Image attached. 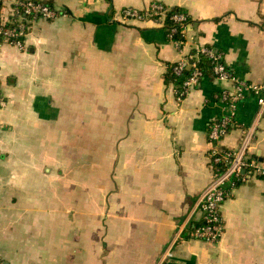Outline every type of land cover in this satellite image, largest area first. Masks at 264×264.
<instances>
[{
    "label": "crops",
    "instance_id": "obj_1",
    "mask_svg": "<svg viewBox=\"0 0 264 264\" xmlns=\"http://www.w3.org/2000/svg\"><path fill=\"white\" fill-rule=\"evenodd\" d=\"M37 1L59 17L31 24L24 49L0 45L3 264H264L258 175L223 204L219 243L192 239L212 152L249 137L264 167V0ZM153 3L189 16L181 48L162 23L123 21ZM202 47L260 88L233 113L222 100L233 82L206 74L182 101L166 83L168 66Z\"/></svg>",
    "mask_w": 264,
    "mask_h": 264
},
{
    "label": "built area",
    "instance_id": "obj_2",
    "mask_svg": "<svg viewBox=\"0 0 264 264\" xmlns=\"http://www.w3.org/2000/svg\"><path fill=\"white\" fill-rule=\"evenodd\" d=\"M6 10L8 11L7 15L3 14ZM171 11V8L163 4L153 3L143 11L126 9L122 13V18L124 22L155 21L162 23L165 27ZM59 15L55 9L37 0H0V45L9 44L24 49V39L31 24L39 20L52 21L57 19ZM170 20L175 25L171 27L168 37L177 45V48H181L183 42L175 39V36L179 33L180 27L182 28L180 34L184 38L189 25V16L185 13H176L170 16ZM197 50L214 61L213 75L219 81H230L236 85L234 93L224 91L222 94V100L228 105L232 113L246 90L251 89L256 93L259 92L260 88L238 80L223 63L222 56L214 50L205 47ZM186 68H190L188 62L178 63L175 73L179 75ZM193 69V75L185 82L183 91L178 95L179 101L184 100L188 91L200 82L201 72L196 65H193ZM3 103L4 96L0 87V106ZM259 104L263 108L264 99H260ZM231 122L232 119L227 117L214 123L211 126L210 139L213 142L220 141L226 135ZM249 144L250 138L247 137L242 148L238 151L221 153L215 149L212 152L213 180L200 201L199 210L202 219L194 228L192 239L212 245L219 243L224 234L223 204L230 196L231 191L241 183L246 182L250 176L258 175L264 179V167L248 156ZM0 264H3L1 260Z\"/></svg>",
    "mask_w": 264,
    "mask_h": 264
},
{
    "label": "trees",
    "instance_id": "obj_3",
    "mask_svg": "<svg viewBox=\"0 0 264 264\" xmlns=\"http://www.w3.org/2000/svg\"><path fill=\"white\" fill-rule=\"evenodd\" d=\"M50 7L53 8L52 6ZM176 13H184V12L179 9H172L170 13L171 15L170 14L168 15V18L165 23V29L167 30L168 35H169L171 27L175 25L170 20V16ZM180 31H182V28L179 27V33L175 36V39L177 38L178 40L184 43V38L180 34ZM205 48L214 50V48L212 47H205ZM216 53L221 55L219 52H216ZM192 55L197 56V59L190 60V63H191L190 68L184 69L179 75L175 73V69L177 68L178 64H171L168 66V71L166 74V83L173 84L177 90L178 95L183 91L185 82L188 81L193 75L194 73L193 65H196L202 74L200 81L206 74H213L214 61L210 59L209 56L205 54H201L200 52H198V50H195L194 52H192ZM222 61H223V58H222ZM223 63L225 64L224 61Z\"/></svg>",
    "mask_w": 264,
    "mask_h": 264
}]
</instances>
